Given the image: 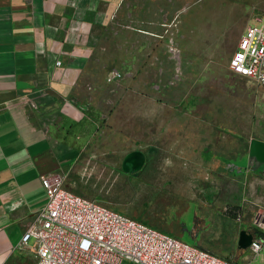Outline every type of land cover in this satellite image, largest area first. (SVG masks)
Masks as SVG:
<instances>
[{"label":"crops","instance_id":"0c3cea01","mask_svg":"<svg viewBox=\"0 0 264 264\" xmlns=\"http://www.w3.org/2000/svg\"><path fill=\"white\" fill-rule=\"evenodd\" d=\"M96 7L94 0H0V264H36L31 242H20L46 202L40 176L60 174L74 193L75 166L92 163L96 153L123 159L140 150L147 161L148 149L190 173L206 170L209 159L218 168L237 156L239 226L249 232L253 215L264 212V164L248 165L250 141L264 142V90L237 75V109L221 113L237 116V126L209 127L207 109L192 108L191 93L173 96L186 78L170 43L179 35L121 31L112 48ZM112 70L120 76L108 81Z\"/></svg>","mask_w":264,"mask_h":264},{"label":"rangeland","instance_id":"374dc122","mask_svg":"<svg viewBox=\"0 0 264 264\" xmlns=\"http://www.w3.org/2000/svg\"><path fill=\"white\" fill-rule=\"evenodd\" d=\"M94 1L105 22L103 31H112V48L118 47L121 31H173L179 35L170 43L177 73L186 78L175 84L173 96L191 93V107L207 109L209 127L217 121L237 126V116L221 114L237 109V83L233 82L237 75L228 69V61L243 30L255 15L264 13V0ZM151 43L145 36L147 48ZM258 109L261 135L264 95L258 100ZM224 150L231 151V147ZM145 152L147 161L136 176L123 172L120 155L94 154L92 163L75 166L74 193L226 259L237 261L238 256L241 264H264V245L256 255L249 248H237V232L244 229L237 220V156L231 158L232 163L225 159L222 164H231L218 168L214 158L209 159L206 170L190 173L180 161L170 164L166 158L152 157L148 149ZM155 176L160 177L159 186ZM190 184L193 188L187 189Z\"/></svg>","mask_w":264,"mask_h":264},{"label":"built area","instance_id":"2783aa9c","mask_svg":"<svg viewBox=\"0 0 264 264\" xmlns=\"http://www.w3.org/2000/svg\"><path fill=\"white\" fill-rule=\"evenodd\" d=\"M228 69L264 88V13L255 15L241 33ZM119 76L112 70L107 80ZM40 179L46 202L20 242L21 247L31 242L36 264H241L73 193L60 174ZM249 232L248 248L256 255L264 245V212L253 215Z\"/></svg>","mask_w":264,"mask_h":264},{"label":"water","instance_id":"95a60500","mask_svg":"<svg viewBox=\"0 0 264 264\" xmlns=\"http://www.w3.org/2000/svg\"><path fill=\"white\" fill-rule=\"evenodd\" d=\"M146 161V155L140 150L129 151L122 159L121 168L123 172L137 175L143 168ZM264 164V142L257 139L250 141L248 165L252 168ZM252 235L250 232L242 229L239 231L237 246L240 249H247L251 242Z\"/></svg>","mask_w":264,"mask_h":264}]
</instances>
